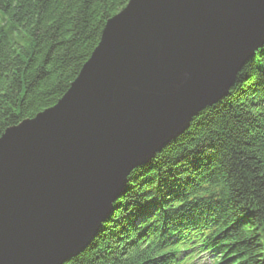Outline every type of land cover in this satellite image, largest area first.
<instances>
[{
	"label": "water",
	"instance_id": "1",
	"mask_svg": "<svg viewBox=\"0 0 264 264\" xmlns=\"http://www.w3.org/2000/svg\"><path fill=\"white\" fill-rule=\"evenodd\" d=\"M264 0H129L61 98L0 136V264H62L136 167L227 95Z\"/></svg>",
	"mask_w": 264,
	"mask_h": 264
},
{
	"label": "trees",
	"instance_id": "2",
	"mask_svg": "<svg viewBox=\"0 0 264 264\" xmlns=\"http://www.w3.org/2000/svg\"><path fill=\"white\" fill-rule=\"evenodd\" d=\"M129 0H0V136L52 107ZM264 264V44L227 95L134 168L62 264Z\"/></svg>",
	"mask_w": 264,
	"mask_h": 264
},
{
	"label": "rangeland",
	"instance_id": "3",
	"mask_svg": "<svg viewBox=\"0 0 264 264\" xmlns=\"http://www.w3.org/2000/svg\"><path fill=\"white\" fill-rule=\"evenodd\" d=\"M207 256L202 254L200 257L197 259L198 264H208V260L206 259Z\"/></svg>",
	"mask_w": 264,
	"mask_h": 264
}]
</instances>
